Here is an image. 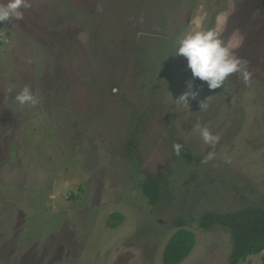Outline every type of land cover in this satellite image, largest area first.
<instances>
[{
	"label": "rangeland",
	"instance_id": "obj_1",
	"mask_svg": "<svg viewBox=\"0 0 264 264\" xmlns=\"http://www.w3.org/2000/svg\"><path fill=\"white\" fill-rule=\"evenodd\" d=\"M29 3L0 22V264H164L179 218L195 235L179 264H226L229 232L199 220L264 207V0ZM210 29L247 83L210 90L174 55ZM190 80L199 95L176 102ZM25 87L36 105L16 101Z\"/></svg>",
	"mask_w": 264,
	"mask_h": 264
},
{
	"label": "clouds",
	"instance_id": "obj_2",
	"mask_svg": "<svg viewBox=\"0 0 264 264\" xmlns=\"http://www.w3.org/2000/svg\"><path fill=\"white\" fill-rule=\"evenodd\" d=\"M30 7L29 0H7V3L0 2V22L23 19L22 9ZM174 55L183 56L187 61V67L192 73L193 80H200L207 84L210 90L222 88L227 78L240 73L247 83L249 73L244 69L242 61L234 56L231 49L221 39L220 32L215 29L199 31L186 35L180 42ZM187 91L183 92L177 99L180 104L189 105V99H196L199 90L195 89L193 81L186 83ZM20 105L37 104V98L25 87L16 96ZM205 107L201 101L200 108ZM200 135L205 144L215 145L219 137L213 135L207 128H201ZM182 145L175 144L174 150L179 154ZM213 154L209 153V158Z\"/></svg>",
	"mask_w": 264,
	"mask_h": 264
},
{
	"label": "trees",
	"instance_id": "obj_3",
	"mask_svg": "<svg viewBox=\"0 0 264 264\" xmlns=\"http://www.w3.org/2000/svg\"><path fill=\"white\" fill-rule=\"evenodd\" d=\"M141 189L150 204H156L162 196L160 182L151 174L145 175ZM122 221L123 216L114 213L108 225L114 228ZM186 223L183 218L174 222L178 228L164 246V264H179L193 249L195 235L184 227ZM214 224L222 226L230 234L231 248L226 264H238L248 256L264 251V207L249 205L229 212H205L201 215L200 227L208 229Z\"/></svg>",
	"mask_w": 264,
	"mask_h": 264
},
{
	"label": "crops",
	"instance_id": "obj_4",
	"mask_svg": "<svg viewBox=\"0 0 264 264\" xmlns=\"http://www.w3.org/2000/svg\"><path fill=\"white\" fill-rule=\"evenodd\" d=\"M238 264H264V251L255 255H250Z\"/></svg>",
	"mask_w": 264,
	"mask_h": 264
}]
</instances>
